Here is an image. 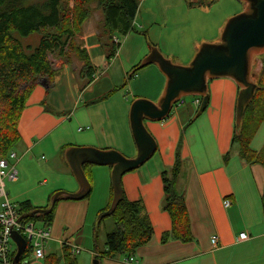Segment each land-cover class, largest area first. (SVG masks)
Returning a JSON list of instances; mask_svg holds the SVG:
<instances>
[{
    "label": "crops",
    "instance_id": "1",
    "mask_svg": "<svg viewBox=\"0 0 264 264\" xmlns=\"http://www.w3.org/2000/svg\"><path fill=\"white\" fill-rule=\"evenodd\" d=\"M133 25L143 32L137 14ZM212 25L184 53L175 48L165 52L169 58H180L177 60L181 65L188 64H182V60L189 62L200 42L219 40L223 23L212 21ZM95 35L91 32L83 36L93 69L90 79L79 72L64 71L53 78L51 86L43 80L26 101L17 126L20 141L12 149L16 159L9 162L17 171V179L5 183L9 200L18 208L28 203L34 209H46L56 192L78 191L64 158L65 150L70 147L116 150L128 158L136 155L128 122L130 105L137 98L157 102L165 78L155 65L147 66L126 82V91H115L106 100L97 101L121 86L127 80V73L140 64L149 49L136 33L114 36L119 44L114 57L119 59L121 49L125 60L119 64H111L109 60L105 64V50ZM123 39L126 42L121 46ZM148 39L151 45L161 47V41ZM83 66L80 64L79 70ZM149 76L152 81L148 80ZM207 87L209 101L200 115L195 117L197 109L190 101H184L172 108L165 120L145 121L157 143V151L142 167L121 179L125 198L142 203L153 230L150 242L132 255L134 261L127 263L128 256L124 255L103 256L106 234L114 228L104 234L100 246L98 233L94 231L97 214L109 202L111 168L108 166L90 165L85 169L91 186L87 198L56 203L46 245L55 244L60 252H47L45 246V255H60L63 246H69L77 264H92L96 257L99 264H264L261 205L264 168L246 163L239 157L238 146H231L238 87L228 78L210 80ZM263 146L264 123L250 142L255 152ZM177 149L182 162L177 187L184 195L193 240L162 243V236L171 230V220L161 207V173L173 166ZM227 153L230 156L224 160ZM224 200L231 203L229 207H224ZM240 234H246L247 238L239 240ZM213 238L217 239L216 246L211 243ZM82 253L85 256L78 262L77 256ZM26 258L23 260L29 261L30 256Z\"/></svg>",
    "mask_w": 264,
    "mask_h": 264
},
{
    "label": "trees",
    "instance_id": "2",
    "mask_svg": "<svg viewBox=\"0 0 264 264\" xmlns=\"http://www.w3.org/2000/svg\"><path fill=\"white\" fill-rule=\"evenodd\" d=\"M69 1L44 0L41 3L23 6L19 0H0V155L3 158H6L20 141L17 126L33 89L43 80L47 82L48 86L53 84L54 71L47 56L56 52L59 53V56L64 55L67 41L74 37L75 32L80 30L87 18V11L83 10L82 7L90 0H71L73 1L71 9L67 5ZM94 1L103 13V32L108 41H111L114 36L125 37L129 33H136L141 35L145 42L151 44L147 33L138 32L133 25L138 11L137 0ZM50 30H54L55 33H49ZM15 33L21 37L38 33L41 36L39 45L31 54H26L20 41L13 36ZM102 36L99 34L97 39L105 50L106 60L109 61L114 57L119 44H114L113 41L104 44L101 41ZM262 56L264 58V55ZM138 66L133 67L127 73V80L123 82V85L114 88L97 101L106 100L113 92L124 89L127 85L126 82L132 80L141 70ZM83 68L86 77L90 79L93 69L87 55H85ZM255 83L257 89L251 102L244 109V116L239 128H236L234 124L231 146H238V154L243 161L248 164L256 163L264 168V146L258 152L250 148V142L258 127L264 123V64ZM195 114V117L200 115L197 114V111ZM191 122L192 120L187 122L184 129ZM229 156L230 153H227L224 160L228 159ZM181 164L177 149L173 166L168 171L161 173L163 182L161 207L168 213L171 220V230L162 236V243L169 240L188 243L193 240L184 195L177 187ZM87 166L90 165H85L84 171ZM85 175L87 177L86 172ZM111 200L112 189L110 187L109 202L97 216L108 210ZM261 205L264 217V188L261 195ZM32 210L34 208L28 203H23L18 208L20 216ZM107 218L111 219L114 229L106 234V250L103 252V256L108 258L119 255L132 256L138 248L150 242L153 230L141 202H129L122 194L121 201L115 211ZM107 218L96 220L95 233H98L100 226ZM52 219L53 211L47 216L35 215L24 220L50 225ZM29 254L30 250L26 249L21 260L28 257ZM12 256L14 258L15 254ZM42 262L43 264H77L69 246H63L60 255H45Z\"/></svg>",
    "mask_w": 264,
    "mask_h": 264
},
{
    "label": "water",
    "instance_id": "3",
    "mask_svg": "<svg viewBox=\"0 0 264 264\" xmlns=\"http://www.w3.org/2000/svg\"><path fill=\"white\" fill-rule=\"evenodd\" d=\"M238 1L244 4V8L226 21L219 40L214 43L203 41L186 65L174 64L164 57L156 46L147 42L149 52L138 67L143 69L155 65L164 76L165 85L157 102L137 98L130 105L128 122L136 148L135 157L128 158L116 150L92 147L66 149L64 158L78 184V191L56 192L50 197L46 209H34L19 216V220L35 215L47 216L52 213L58 201L85 199L91 190L84 171L85 165L111 167V204L107 211L97 216V219L110 217L122 198L123 175L142 167L157 151V143L147 130L145 121L165 120L170 115L173 105L180 99L191 96L201 98L197 114L203 113L209 101L207 83L210 80L228 78L237 85L234 124L239 128L244 109L251 102L257 89L251 72L253 59L264 55V0ZM11 239L17 250L12 264H19L26 250V242L15 233H11ZM92 264L99 262L95 259Z\"/></svg>",
    "mask_w": 264,
    "mask_h": 264
},
{
    "label": "rangeland",
    "instance_id": "4",
    "mask_svg": "<svg viewBox=\"0 0 264 264\" xmlns=\"http://www.w3.org/2000/svg\"><path fill=\"white\" fill-rule=\"evenodd\" d=\"M23 6H28L31 4L41 3L44 0H19ZM138 1V12H137V23L143 28V32L150 33L147 37L151 38L152 41H161V47H157L160 53L171 60L174 64H180L177 59L180 58H169V54L165 51L172 49H178L183 52L189 49L194 39L200 34L209 32L212 29V21L216 24L226 23V21L240 13L244 4L238 0H137ZM69 9L73 6V1H69L67 4ZM203 7H206L202 9ZM83 10L87 11V18L82 24L80 30L75 32L74 37L67 41L64 48V55L59 56V53L49 54L47 56L48 62L51 64L55 76L61 75L64 71L66 72H79L80 75H86L84 68L79 70L80 64H85V55H87L85 49V42L83 36L85 33L94 32L97 36H102V43H110L113 41L116 44V38L108 41L106 34L103 32L104 27V16L94 0H90L84 7ZM222 26V28H223ZM49 33H55L54 30L48 31ZM102 34V35H101ZM149 35V36H148ZM18 39L23 47L26 54H31L33 50L39 45L41 36L38 33L31 34L26 37H21L19 34L15 33L13 35ZM141 40L144 41V38ZM166 38V39H165ZM118 40V37H117ZM198 41V40H196ZM126 39H123L121 46L125 44ZM112 43V42H111ZM181 43L183 45H181ZM200 42L198 46L201 44ZM127 44V43H126ZM147 48L149 49L147 42H145ZM197 46V47H198ZM109 48V47H108ZM110 49V48H109ZM165 49V50H162ZM187 49V50H186ZM88 57V55H87ZM125 60L123 54L119 53V59L114 57L111 58L109 63L119 64V62ZM187 59L182 60V64H186ZM107 64V60L105 62ZM264 64L263 56H257L252 62V74L254 81L258 79L262 72ZM181 65V64H180ZM101 70H98V73ZM151 80V77H148ZM152 81V80H151ZM123 85V82H122ZM128 86V85H127ZM81 87V86H77ZM124 88L123 90H125ZM122 91V90H120ZM126 91V90H125ZM77 93L80 92L79 89L76 90ZM128 92V91H127ZM129 97V96H127ZM185 102L190 101L189 97L183 98ZM187 106V105H186ZM7 182V181H6ZM67 193V192H66ZM97 219V217H96ZM95 219V221H96ZM95 221L93 225L95 224ZM114 228L111 219L107 218L99 228L98 232V244L101 245V239L104 237L106 232H109ZM15 247L12 246L14 251ZM47 252H57L59 254V246L57 245H46ZM85 256H77L78 262ZM27 259V258H26ZM30 261V259H29ZM93 263V262H92Z\"/></svg>",
    "mask_w": 264,
    "mask_h": 264
},
{
    "label": "built area",
    "instance_id": "5",
    "mask_svg": "<svg viewBox=\"0 0 264 264\" xmlns=\"http://www.w3.org/2000/svg\"><path fill=\"white\" fill-rule=\"evenodd\" d=\"M118 43V41H115ZM190 104L196 109L201 104V98L191 96ZM184 104L183 98L180 99L172 108H176ZM16 159L13 151L9 152L6 158L0 155V264H12L13 254L16 255V245L11 239V233L25 240L26 249L30 250V261L21 260L20 264H40L45 256V246L50 238V225H42L35 221L19 220L18 207L15 206L8 198L5 191L6 181H15L17 179V171L10 161ZM230 202L224 200V207H229ZM246 234H240L239 240H245ZM213 246L217 245V239L211 240ZM12 246L15 247L14 251ZM125 261L131 263L134 261L132 256H128Z\"/></svg>",
    "mask_w": 264,
    "mask_h": 264
}]
</instances>
